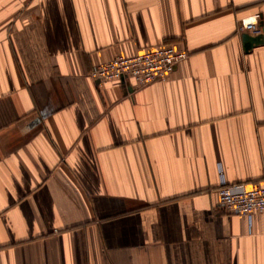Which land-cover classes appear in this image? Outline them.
<instances>
[{"label": "crops", "instance_id": "1", "mask_svg": "<svg viewBox=\"0 0 264 264\" xmlns=\"http://www.w3.org/2000/svg\"><path fill=\"white\" fill-rule=\"evenodd\" d=\"M164 44L165 81L90 76ZM223 180L264 182V0H0V264H264Z\"/></svg>", "mask_w": 264, "mask_h": 264}, {"label": "built area", "instance_id": "2", "mask_svg": "<svg viewBox=\"0 0 264 264\" xmlns=\"http://www.w3.org/2000/svg\"><path fill=\"white\" fill-rule=\"evenodd\" d=\"M240 32L252 36H261L263 28L261 15L257 13L239 21ZM189 51L172 45H159L148 51L134 55H118L115 58L96 65L90 76L100 82L110 80H133L139 89L157 81H165L182 61L188 59ZM219 192V204L231 214L251 216L253 213L264 215V182L249 185L242 182L222 181Z\"/></svg>", "mask_w": 264, "mask_h": 264}, {"label": "water", "instance_id": "3", "mask_svg": "<svg viewBox=\"0 0 264 264\" xmlns=\"http://www.w3.org/2000/svg\"><path fill=\"white\" fill-rule=\"evenodd\" d=\"M242 37H243V42H244V46L246 50L252 48L257 43H260L262 39V36H252L249 33H244ZM121 81L124 83L125 79H122ZM129 90H132V89L129 88Z\"/></svg>", "mask_w": 264, "mask_h": 264}]
</instances>
